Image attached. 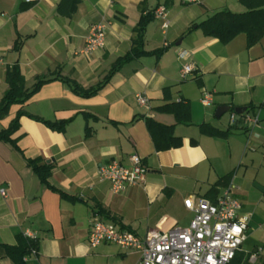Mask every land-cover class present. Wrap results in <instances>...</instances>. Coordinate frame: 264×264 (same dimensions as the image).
Returning a JSON list of instances; mask_svg holds the SVG:
<instances>
[{"label":"crops","instance_id":"1","mask_svg":"<svg viewBox=\"0 0 264 264\" xmlns=\"http://www.w3.org/2000/svg\"><path fill=\"white\" fill-rule=\"evenodd\" d=\"M158 7L166 10L168 26L162 19L147 23L148 55L124 64L95 95L75 94L67 81L83 90L102 83L114 62L130 53L140 18ZM222 10L245 8L239 0H0V100L13 65L28 91L46 81L23 105L9 108L0 131L19 111L65 123L56 132L22 116L14 145L0 141V191L6 192L0 196V264H12L3 246L26 231L39 239V249L24 264H140L137 251L89 248L91 222L99 219L142 240L152 231L186 228L194 216L186 200L213 203L230 185L237 216L247 220L238 253L248 257L244 264L264 263V37L250 47L242 34L227 44L206 38L196 25ZM98 23L105 25V46L85 55L88 31ZM184 64L195 70L182 79ZM205 94L209 106L200 103ZM137 96L148 106H138ZM179 100L190 107L187 125L155 110ZM220 107L230 108L225 120L214 116ZM238 108L257 124L244 127L237 114L230 124ZM145 118L172 127L181 147L156 151ZM203 127L225 135L208 136ZM133 155L146 169L144 182L113 195L98 180V169L112 162L129 167ZM30 160L52 165L46 184ZM244 244L250 253L242 251Z\"/></svg>","mask_w":264,"mask_h":264},{"label":"built area","instance_id":"2","mask_svg":"<svg viewBox=\"0 0 264 264\" xmlns=\"http://www.w3.org/2000/svg\"><path fill=\"white\" fill-rule=\"evenodd\" d=\"M36 1L38 0H24V3ZM152 14L154 19L164 21L163 28L166 29V10L158 7ZM104 46L105 25L98 23L90 27L82 53L90 55ZM179 58L185 61L187 53L181 52ZM194 70L192 65L184 64L180 70L182 79L191 75ZM136 102L140 107L148 106V101L142 96H137ZM200 103L209 106L210 95H203ZM237 118L236 114L231 113L230 124H234ZM239 119L247 128L254 127L258 120L244 115ZM128 162L129 167L112 162L98 169V180L107 182L113 195H119L144 182L146 169L141 159L133 155ZM235 189L230 185L213 203L199 200L194 206L192 201L186 200L185 207L194 212L193 219L186 228L152 231L142 240L131 231L120 230L113 224L94 219L88 234V246L94 249L101 244H111L122 250L137 251L140 264H229L240 251L247 231V220L237 216L240 205L233 196ZM0 196L6 198V192L0 191ZM23 235L33 238L28 231Z\"/></svg>","mask_w":264,"mask_h":264},{"label":"trees","instance_id":"3","mask_svg":"<svg viewBox=\"0 0 264 264\" xmlns=\"http://www.w3.org/2000/svg\"><path fill=\"white\" fill-rule=\"evenodd\" d=\"M245 10L241 13H232L226 10L215 12L209 18L196 25L206 38L217 39L222 44H227L238 35H245L247 46H252L264 37V0H239ZM153 12L140 18L135 29V35L132 40V49L127 55L118 58L112 65L111 70L105 77V80L95 88L88 90L81 89L73 81H67L71 90L84 98L91 97L101 88V86L124 64L134 58L148 55L143 51V32L147 23L153 19ZM190 30V29H188ZM154 55L159 52L152 53ZM4 81L7 90L0 100V120L3 119L13 105H23L29 97L46 81L39 80L33 88L28 91L24 89V80L17 65L6 69ZM166 90V89H165ZM160 113L170 114L174 117L176 124L187 125L190 122V107L185 101L179 100L177 103H167L155 109ZM25 116L33 121L43 124L52 131L62 132L65 126L64 122L50 123L39 118L32 117L25 112L19 111L9 126L0 131V141L14 145L11 139L12 135L18 129V120ZM145 125L148 134L153 142L156 151H167L181 147V139L175 137L172 127L164 126L145 118ZM201 131L208 136L222 137L225 132H220L208 127H203ZM27 165L38 176L43 183H47V178L51 173L52 165L41 162V160L27 161ZM64 195H61V197ZM5 256L12 264H24L26 258L36 255L39 249V239L28 238L20 233L15 236V244L12 246H3ZM248 257L237 253L229 264H244ZM264 264V263H262Z\"/></svg>","mask_w":264,"mask_h":264},{"label":"water","instance_id":"4","mask_svg":"<svg viewBox=\"0 0 264 264\" xmlns=\"http://www.w3.org/2000/svg\"><path fill=\"white\" fill-rule=\"evenodd\" d=\"M230 111V108L228 107H220L216 110L215 112V118L216 119H219L222 115H224L225 113H228ZM246 111V109H241V108H238V109H234L233 112L237 115H241L243 114L244 112Z\"/></svg>","mask_w":264,"mask_h":264},{"label":"rangeland","instance_id":"5","mask_svg":"<svg viewBox=\"0 0 264 264\" xmlns=\"http://www.w3.org/2000/svg\"><path fill=\"white\" fill-rule=\"evenodd\" d=\"M227 114L223 115L222 119L225 120L227 118ZM242 251L244 253H250L252 251V249L249 248V246L247 244H244V246L242 247Z\"/></svg>","mask_w":264,"mask_h":264}]
</instances>
